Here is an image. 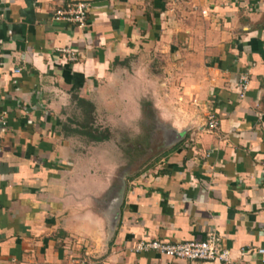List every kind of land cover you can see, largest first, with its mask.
<instances>
[{
  "label": "crops",
  "instance_id": "1",
  "mask_svg": "<svg viewBox=\"0 0 264 264\" xmlns=\"http://www.w3.org/2000/svg\"><path fill=\"white\" fill-rule=\"evenodd\" d=\"M78 99L108 140L65 133ZM0 112V264H223L134 252L212 233L264 264V0H0Z\"/></svg>",
  "mask_w": 264,
  "mask_h": 264
},
{
  "label": "built area",
  "instance_id": "2",
  "mask_svg": "<svg viewBox=\"0 0 264 264\" xmlns=\"http://www.w3.org/2000/svg\"><path fill=\"white\" fill-rule=\"evenodd\" d=\"M92 4L88 1H78L68 3L65 7L59 9L54 15V21L72 25L84 31L89 27V18L92 12ZM66 56L68 62H77V54L70 49L59 51ZM248 88V78H243L241 97L243 98ZM8 125V114L0 112V129ZM208 130L213 132L219 128V122L211 116L208 123ZM4 147L0 142V155ZM137 254H159L170 259L191 262H215L228 264L231 261V252L220 246L219 238L216 234L208 235L205 240L187 241L178 244L164 243L161 241H143L134 249ZM264 254V250L259 251Z\"/></svg>",
  "mask_w": 264,
  "mask_h": 264
},
{
  "label": "trees",
  "instance_id": "3",
  "mask_svg": "<svg viewBox=\"0 0 264 264\" xmlns=\"http://www.w3.org/2000/svg\"><path fill=\"white\" fill-rule=\"evenodd\" d=\"M77 105L82 109V115L85 116V122L78 124V129H71L68 126L64 127L66 134H74L87 138L92 142H104L110 138L109 131H100L95 127V106L84 99H78Z\"/></svg>",
  "mask_w": 264,
  "mask_h": 264
},
{
  "label": "rangeland",
  "instance_id": "4",
  "mask_svg": "<svg viewBox=\"0 0 264 264\" xmlns=\"http://www.w3.org/2000/svg\"><path fill=\"white\" fill-rule=\"evenodd\" d=\"M148 112V111H147ZM85 118V116H83L82 114H79L78 112L76 113V112H74V113H72V114H69V119L67 120L68 121V125H69V127L71 128V129H78V124L79 123H82V122H85L84 119ZM145 124H146V126H145V137H148L149 138V140L150 141H152V137L154 136V137H156V133H159V131H157L156 130V124H155V119H154V117H153V115H152V113L151 112H149L148 114H146L145 115ZM97 125V124H96ZM95 125V127L96 128H99L100 129V131L102 132H104V131H107V130H105V129H101L99 126H96ZM163 136H164V134H163ZM150 143V142H149ZM155 149V150H158V149H160V153H162L163 152V149H161L162 147H152L151 145H148V146H145L143 149H144V153L145 154H150V151L152 150V149Z\"/></svg>",
  "mask_w": 264,
  "mask_h": 264
}]
</instances>
